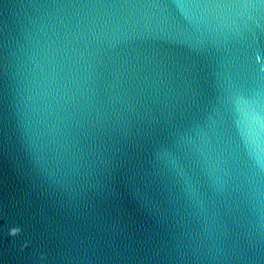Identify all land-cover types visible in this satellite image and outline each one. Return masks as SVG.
I'll list each match as a JSON object with an SVG mask.
<instances>
[{
  "label": "water",
  "instance_id": "obj_1",
  "mask_svg": "<svg viewBox=\"0 0 264 264\" xmlns=\"http://www.w3.org/2000/svg\"><path fill=\"white\" fill-rule=\"evenodd\" d=\"M0 264H264V0H0Z\"/></svg>",
  "mask_w": 264,
  "mask_h": 264
}]
</instances>
